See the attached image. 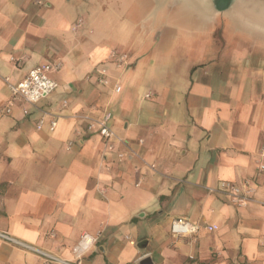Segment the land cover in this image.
Listing matches in <instances>:
<instances>
[{
  "label": "crops",
  "instance_id": "obj_1",
  "mask_svg": "<svg viewBox=\"0 0 264 264\" xmlns=\"http://www.w3.org/2000/svg\"><path fill=\"white\" fill-rule=\"evenodd\" d=\"M115 1L114 19L103 0H0V232L66 260L89 234L82 264H264V0ZM44 64L61 65L39 104L54 133L6 83ZM101 65L106 88L86 80ZM105 112L126 143L106 157L87 130ZM221 182L254 201L207 194ZM176 218L219 229L174 238ZM0 264L42 261L0 240Z\"/></svg>",
  "mask_w": 264,
  "mask_h": 264
},
{
  "label": "built area",
  "instance_id": "obj_2",
  "mask_svg": "<svg viewBox=\"0 0 264 264\" xmlns=\"http://www.w3.org/2000/svg\"><path fill=\"white\" fill-rule=\"evenodd\" d=\"M83 24V19H79L76 25L73 26V31L81 28ZM129 60L130 56L128 54H118L115 51H111L107 58V61L117 68L128 66ZM60 68V64H44L30 70L28 75L16 85L11 84L9 80H6L7 85L9 86L15 97L23 100L25 104L40 112V115L36 122L37 131H43L47 129L49 133H54L58 127L57 116L55 120L47 122L46 119L51 116V114L46 111H41L39 108V104L42 101L48 99L59 89V84L50 77V74L55 71H59ZM86 80L88 82L93 81L97 85L104 88L111 86L109 71L105 65H101L99 68L94 70V72L90 74L86 78ZM121 91V86L116 84L114 86V92L116 94H119ZM145 97L146 99H149L151 97V94H147ZM67 105L68 103L64 101L60 110L65 109ZM10 113V107L2 111V114ZM23 115L25 117H29L31 113L28 109H24ZM87 119L90 121L87 126V130L90 133H97L103 141L104 157H106L107 154L113 153L116 150L117 144H121L126 147V143L124 142V140L117 136V134L111 127V123L113 120V116L111 113L105 112L103 116L98 119ZM140 143H143V141H140ZM259 156L262 160H264V143L259 149ZM146 167L151 170L155 169V166L153 165L146 164ZM259 170L261 172L264 171L263 164H260ZM139 186L140 183L137 184V187ZM206 191L208 195H220L227 198L233 205L239 208H245L250 203H252L254 201L253 195L255 193V190L249 186L241 188L231 182H221L217 187L206 188ZM218 229L219 228L217 226L204 225L201 223L192 224L182 218L174 219L171 224V234L174 238L198 234L201 230H205L211 233L218 231ZM0 240H3L25 251L38 255L42 261V264H82L81 254L88 252L91 246L94 245L97 241L89 234H84L81 237L78 246L73 251L76 255V258L74 260H66L58 257L55 254L41 250L33 245L22 242L4 232H0Z\"/></svg>",
  "mask_w": 264,
  "mask_h": 264
},
{
  "label": "rangeland",
  "instance_id": "obj_3",
  "mask_svg": "<svg viewBox=\"0 0 264 264\" xmlns=\"http://www.w3.org/2000/svg\"><path fill=\"white\" fill-rule=\"evenodd\" d=\"M104 1V8L106 10H108V12L111 14V16L115 19V16H116V7L115 6V3L116 1L115 0H103ZM208 1L209 0H206L205 3L208 4ZM182 3L180 1H178V4H177V7L175 5V3L173 2L172 5H173V9L176 10V8H178V6H180ZM227 4V0L226 1H223V5H226ZM122 8V11H124V13H126L128 10H130L131 8H133L132 6V2L127 0L124 4H122L121 6ZM145 7L142 8V11L138 14L139 17H141L142 13H144L145 11ZM137 10V9H135ZM126 11V12H125ZM218 35L216 36V42L219 44L220 41H221V34L220 32L217 33ZM229 36H230V33L228 32ZM209 34H206V37H205V43L208 44V42H211V40L209 39Z\"/></svg>",
  "mask_w": 264,
  "mask_h": 264
},
{
  "label": "water",
  "instance_id": "obj_4",
  "mask_svg": "<svg viewBox=\"0 0 264 264\" xmlns=\"http://www.w3.org/2000/svg\"><path fill=\"white\" fill-rule=\"evenodd\" d=\"M189 2H193L194 0H188ZM206 1V0H205ZM146 245V244H144ZM141 264H153L150 258H146L141 262Z\"/></svg>",
  "mask_w": 264,
  "mask_h": 264
}]
</instances>
